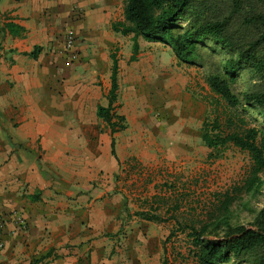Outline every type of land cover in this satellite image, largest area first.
<instances>
[{
	"label": "crops",
	"instance_id": "obj_1",
	"mask_svg": "<svg viewBox=\"0 0 264 264\" xmlns=\"http://www.w3.org/2000/svg\"><path fill=\"white\" fill-rule=\"evenodd\" d=\"M121 19V0H0V264L43 255L36 264H160L155 221L137 217L117 233L110 190L120 160L95 115L106 104L109 52L129 38L110 29ZM6 22L22 31L10 34ZM68 28L73 59L62 51ZM118 53L123 109L133 70L130 52Z\"/></svg>",
	"mask_w": 264,
	"mask_h": 264
},
{
	"label": "trees",
	"instance_id": "obj_2",
	"mask_svg": "<svg viewBox=\"0 0 264 264\" xmlns=\"http://www.w3.org/2000/svg\"><path fill=\"white\" fill-rule=\"evenodd\" d=\"M122 19L110 23L113 32L130 38L128 61L136 59L138 38L166 44L179 63L189 64L199 45H217L226 55L217 72L208 74L205 83L211 93L209 113L199 126V139L205 158L221 155L226 146L244 152L249 164L240 181L214 193L210 205L196 223H181L172 214L161 217L156 207L132 214L149 221L173 219L175 230L185 232L187 254L195 264H264V198L248 225L233 221L231 206L242 195L254 196L264 183V125L257 127L247 115L255 110L264 124V0H121ZM10 34L22 28L3 24ZM34 47L26 53L34 58ZM109 86L106 104H96L95 115L110 135V153L115 158L112 135L126 126L117 112V59L109 52ZM248 68L255 81L249 88L234 93L231 84L240 68ZM32 199L35 196L31 197ZM245 205V202H241ZM176 205L174 206V208ZM124 209V205H123ZM160 264H166L162 245ZM46 255L32 259L36 264Z\"/></svg>",
	"mask_w": 264,
	"mask_h": 264
},
{
	"label": "rangeland",
	"instance_id": "obj_3",
	"mask_svg": "<svg viewBox=\"0 0 264 264\" xmlns=\"http://www.w3.org/2000/svg\"><path fill=\"white\" fill-rule=\"evenodd\" d=\"M137 42L138 53L131 63L132 90H125L131 101L117 108L126 126L113 136L120 162L110 195L120 201L119 234L137 218L134 211L149 206L156 207L161 217L172 214L181 223H196L210 208L212 195L240 181L249 164L247 155L231 145L219 157L206 159L199 139L200 123L210 116L211 93L205 77L218 71L225 53L206 41L197 47L193 61L185 64L177 62L164 43L141 38ZM126 43L125 50L121 46ZM121 46L113 49L116 59L118 49L130 52V38L123 37ZM254 81L248 68H240L231 90L238 93ZM96 84L102 89L101 80ZM247 115L253 125L263 127L255 110L249 109ZM99 131L108 134L102 121ZM263 198L264 183L259 193L242 195L240 202L232 204V220L248 225ZM153 225L165 247L166 264H195L187 254L185 232L175 230L173 219Z\"/></svg>",
	"mask_w": 264,
	"mask_h": 264
},
{
	"label": "built area",
	"instance_id": "obj_4",
	"mask_svg": "<svg viewBox=\"0 0 264 264\" xmlns=\"http://www.w3.org/2000/svg\"><path fill=\"white\" fill-rule=\"evenodd\" d=\"M75 33L73 29L68 28L64 31L63 39H62V51L67 56V58L73 59L75 58V53L73 49V45L75 42Z\"/></svg>",
	"mask_w": 264,
	"mask_h": 264
}]
</instances>
